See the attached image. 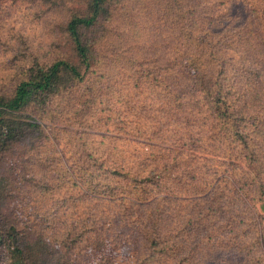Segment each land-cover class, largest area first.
<instances>
[{"label":"trees","instance_id":"1","mask_svg":"<svg viewBox=\"0 0 264 264\" xmlns=\"http://www.w3.org/2000/svg\"><path fill=\"white\" fill-rule=\"evenodd\" d=\"M140 1L0 0L62 15L67 46L0 85V264H264V0H165L137 27ZM63 188V219L30 206Z\"/></svg>","mask_w":264,"mask_h":264},{"label":"rangeland","instance_id":"2","mask_svg":"<svg viewBox=\"0 0 264 264\" xmlns=\"http://www.w3.org/2000/svg\"><path fill=\"white\" fill-rule=\"evenodd\" d=\"M142 0L138 2L134 7L137 9L132 14L133 17L128 16V22H133L137 24L136 26H152L149 21H156L155 19H148L147 15L150 11L158 12L160 8L164 7L166 3L165 0ZM162 2L164 3L162 5ZM142 13H140V11ZM56 18V19H55ZM61 16H56V13L43 12L38 6H30L27 5H5L0 7V85L1 84H8L12 85L14 82L18 81V76H16L17 72L21 70V65L28 61H32L34 58H39L41 60H48L52 61L56 56L61 52L66 51L67 46L65 41H63L62 37L58 32V28H55L53 24L57 23ZM163 20V19H162ZM162 22V21H161ZM150 38V33L147 31L142 36V42L147 41ZM61 46L59 47V45ZM27 54V55H26ZM25 55V56H23ZM118 76L120 74L118 73ZM109 97L108 101L98 102L97 109L94 107L90 110L97 113V116H103L106 118L109 116L108 113V104L115 102ZM89 123H87L88 125ZM69 129L78 130V131H87L89 132L90 129H86L85 123L82 120H75L70 125H67ZM109 126H103L102 128H108ZM66 150V159L71 156V151H69V147H66L67 139L66 137L63 139L62 135L59 138ZM99 138L98 140H101ZM47 147L42 148H30L28 149L27 156L31 157L32 154L33 160L39 155H51L57 147V151L60 150L61 145H57L59 141L52 139ZM52 144H56V148L53 149L51 146ZM20 148V147H19ZM48 150V151H47ZM53 150V151H52ZM133 149L130 148V151ZM54 154H57L56 152ZM37 160V159H35ZM39 161V160H38ZM41 161V160H40ZM36 164H38L36 162ZM61 164V162H60ZM40 172H36L37 177L42 179L44 176V169L42 166H38ZM52 167L46 168V178H50L52 175ZM46 196H42V194H38L34 191V195L30 197L31 202L30 206L33 208L40 207L41 212H43L42 208L47 209L48 212L56 209L59 206V214L64 218L63 211L61 210L60 204L61 202L68 201L65 200V197L69 195H65V189H53L50 192L46 193ZM52 194V195H49ZM68 198V197H67ZM89 205L88 203H84L82 201L76 203V211L78 216H85L89 213ZM95 215L101 216V211H96ZM29 218H23V225L27 226V222ZM55 223V222H53ZM59 227V228H58ZM59 230V233H63L66 231L63 224H55L53 226V230ZM202 249V248H201ZM199 250L198 247H195L192 251L195 253ZM96 252V251H95ZM197 256V255H196ZM93 255H91L90 259H93ZM117 258L120 260L121 258L125 259L127 262H131L133 259H137L136 256L132 255L131 250L126 248L119 253ZM96 259H97V252H96ZM129 259V261H128ZM141 260V259H140ZM195 263L200 264V260L194 259ZM92 262V261H91ZM4 264V263H3ZM220 264V263H219Z\"/></svg>","mask_w":264,"mask_h":264}]
</instances>
